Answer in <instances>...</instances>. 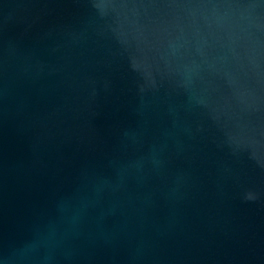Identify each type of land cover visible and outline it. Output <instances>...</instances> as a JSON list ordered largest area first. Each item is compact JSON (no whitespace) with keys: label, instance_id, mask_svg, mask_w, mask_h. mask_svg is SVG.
Returning <instances> with one entry per match:
<instances>
[{"label":"water","instance_id":"obj_1","mask_svg":"<svg viewBox=\"0 0 264 264\" xmlns=\"http://www.w3.org/2000/svg\"><path fill=\"white\" fill-rule=\"evenodd\" d=\"M0 264H264V0H0Z\"/></svg>","mask_w":264,"mask_h":264}]
</instances>
